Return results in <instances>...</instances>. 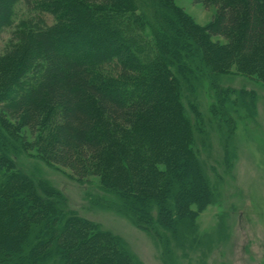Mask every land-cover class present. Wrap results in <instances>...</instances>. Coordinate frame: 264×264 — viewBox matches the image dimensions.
I'll list each match as a JSON object with an SVG mask.
<instances>
[{"label": "trees", "instance_id": "16d2710c", "mask_svg": "<svg viewBox=\"0 0 264 264\" xmlns=\"http://www.w3.org/2000/svg\"><path fill=\"white\" fill-rule=\"evenodd\" d=\"M144 1L0 0V32L13 24L18 4L38 15L23 33L15 67L0 61V83L5 85L0 105L24 127L43 126L46 144L37 156L53 168L72 169L79 181L96 175L79 164L81 159L113 142V168L108 174L101 170L99 188L118 196L121 210L153 212L162 229L180 225L177 213L193 222L212 197L193 156L198 131L181 94L184 89L192 93L189 83L197 80V70L209 73L219 93V76L249 75L264 83V0H213L216 17L204 30L177 26L180 47L194 56L190 68L164 56L163 39L147 24L151 14ZM149 1L165 8L170 22L177 14L164 0ZM209 1L193 0L205 6ZM41 14L53 23L47 25ZM213 37L227 43H214ZM225 92L241 102L251 94ZM10 123L0 118V264H37L50 255L45 264H136L119 237L75 216L59 191L17 167L13 158L26 144L14 136L19 126ZM185 178L194 193L183 192ZM68 224L65 235H59ZM26 237L28 252L10 255L7 249ZM166 255L170 263L168 251Z\"/></svg>", "mask_w": 264, "mask_h": 264}, {"label": "rangeland", "instance_id": "374dc122", "mask_svg": "<svg viewBox=\"0 0 264 264\" xmlns=\"http://www.w3.org/2000/svg\"><path fill=\"white\" fill-rule=\"evenodd\" d=\"M163 2L177 11L170 17L171 22L176 18L178 23L170 22L165 8H156L146 0L144 10L151 14L146 18L147 24L151 32L155 31L163 39L164 56L181 59L185 68H190V60L193 61L194 56L191 51L180 47L183 38H176L175 29L180 26L186 30L192 24L204 30L216 17L214 1L210 0L207 6L193 0ZM37 16L23 5H17L13 24L0 32V61H7V65L9 62L15 67L23 33L35 24ZM40 17L47 25L53 23V19L46 14ZM185 40L188 41V37ZM211 41L220 45L227 43L222 37H213ZM7 71L12 72L11 69ZM197 71L193 73L197 80L189 83L192 93L184 89L179 100L192 127L197 128L192 145L193 156L201 176L211 189L212 197L210 204L191 223L184 213H177L175 216L179 217L180 225L170 224L161 229L153 212L131 213L117 207L121 205L118 196L99 188L101 170L103 174H108L113 168L110 163L113 142L97 155L81 159L79 164L93 168L96 175H88L79 181L72 169L53 168L37 156L46 144L43 126L24 127L17 117L4 112L0 105V118L4 117L10 124L19 126L14 136L22 138L26 144L22 154L13 160L33 181H43L59 191L68 211L119 237L136 264H264V83L249 75L219 76L216 81L222 90L219 93L212 87V81L207 77L209 73L204 76ZM4 86L1 82L0 95ZM225 90H244L253 94V98L248 94L245 96L248 99L241 102L236 94L227 95ZM7 142L6 147L10 145ZM27 154H32L33 158ZM182 185L184 193H194L189 179L185 178ZM27 196L31 199L29 194ZM23 205L20 203L19 208ZM37 211L41 214V210ZM146 216L150 219V226ZM60 223L59 220L58 225ZM69 226L59 235H65ZM27 241L28 237L20 238L7 249L8 253L13 257H23L28 252ZM44 246L47 243L40 244V248L36 249L37 256ZM51 258L53 255L36 262L45 264Z\"/></svg>", "mask_w": 264, "mask_h": 264}]
</instances>
